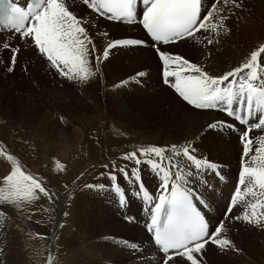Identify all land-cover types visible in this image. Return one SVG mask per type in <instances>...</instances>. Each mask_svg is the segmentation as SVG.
<instances>
[{"label": "snow or ice", "instance_id": "1", "mask_svg": "<svg viewBox=\"0 0 264 264\" xmlns=\"http://www.w3.org/2000/svg\"><path fill=\"white\" fill-rule=\"evenodd\" d=\"M79 3L90 10L88 15L78 14L66 0H25L23 5L20 0H0V26L29 45L50 70L81 92L102 75V64L114 51L147 48L158 61L159 83L174 94L185 113L195 110L223 115L204 121L191 136L180 137L171 145L125 151L120 157L124 164L115 159L100 164L98 177L103 182L84 183L81 187L79 181L86 172H80L71 189L65 186L68 206L75 199L77 188L80 192L108 194L124 210L140 201L149 247L126 238L113 241L134 264H208L209 248L221 255H242L243 250L231 236L232 229L242 223L264 233V134L255 137L254 152L250 135L253 129L264 133V42L222 72L211 70L208 46L220 43L222 36L230 34L227 21L237 10H244L245 0H223V4L219 0ZM75 4L76 0H72ZM96 17L138 27L144 35L115 37L107 29L101 30ZM189 42L193 47L203 45L208 51L203 62H194L184 53L173 51ZM2 43L10 52L6 67L12 73L21 49L12 42ZM146 75L136 71L114 87L133 82L140 85ZM225 133L230 138L236 133L242 145L238 177L227 196L219 188V183L227 179L223 173L226 165L214 162L200 151L203 141L216 137L222 141ZM0 162L5 166V174L0 177V232H5L13 221L23 230L31 219L27 211L41 198H47L49 203L44 210L48 211L57 194L43 178L25 168L4 140H0ZM54 171L64 173L66 165L54 161ZM146 174H151L155 182L151 190L145 183ZM218 197L225 200L223 208ZM237 206L243 208L239 214ZM63 215L67 217L69 212L64 211ZM123 220L140 222L136 215L128 214ZM52 223H56L55 219ZM41 264L58 261L49 251Z\"/></svg>", "mask_w": 264, "mask_h": 264}, {"label": "rangeland", "instance_id": "2", "mask_svg": "<svg viewBox=\"0 0 264 264\" xmlns=\"http://www.w3.org/2000/svg\"><path fill=\"white\" fill-rule=\"evenodd\" d=\"M219 2L223 4V0ZM227 23L231 29L230 34L222 36L220 43L208 46L212 71L221 70L222 67L225 71L226 68L234 67L238 59L240 60L241 53L246 56L251 49L258 46L260 37L263 42L264 0H245L244 10H237ZM5 34L10 36V33ZM110 34L115 37L142 36L134 31L129 34ZM2 42L7 41L0 37V61H3L0 63V140H4L20 157L28 171L43 178L57 195L53 196V207L48 211L44 210L49 203L47 198L39 199L27 211L26 215L31 217L27 221L28 227L21 230L13 221L5 232H0V249H3L0 252V264H41L49 251L58 264H134L128 253L120 251L113 241L129 239L128 233L132 229L138 228L144 232L143 222L126 223L123 220L125 214H132L130 207L137 210L139 206L133 202L128 209H120L108 194L96 191L80 192L77 188V195L69 207L64 197L65 186L71 189L72 181L82 171L86 175L79 181L81 187L84 183L103 182L98 177L100 164L112 159L124 164L120 157L125 151L141 146L171 145L184 134L191 136L202 123L193 128L180 129L182 124L174 122L165 114L169 101L155 96L160 92L156 88L160 84V69L157 70L159 64L153 53L150 55L142 50L128 49L114 51L109 60L102 64V75L94 79L86 91L81 92L75 85L70 86L68 81L62 80L54 70H50L48 64L35 55L31 47L23 41L20 43L22 45L18 44L21 51L15 70L9 73L6 64L10 52L3 48ZM179 46V51L184 53L185 46ZM198 46L201 49L197 54L188 51L187 58L194 62H203L208 51L202 50L203 45ZM136 71H146L152 80L147 84L142 82L137 85L133 82L121 88L114 87L117 81L134 75ZM80 103L88 105L86 111L87 108L92 109L91 113L88 111L91 117L84 118L85 110L79 113L77 107L81 108ZM70 113L72 121L67 123L63 115ZM222 135V141L219 137L210 138L209 144L213 146H207L208 150L201 153L214 162L226 165V180L232 183V174L240 162L238 157L242 147L232 158L228 152L229 147L235 145L238 136L233 135L230 138ZM218 140L221 144L217 143ZM204 150L206 148L201 151ZM212 151L217 153L213 154ZM54 161L65 164L66 171L56 174ZM4 174L5 166L0 162V177ZM144 179L147 187L152 189L155 182L151 174H146ZM226 187L227 183L220 188L225 196L228 193ZM219 200L223 208L225 200L223 197H219ZM242 210V207L237 206L236 214ZM64 211L69 212L67 217L63 215ZM53 219L55 224L52 223ZM61 223L63 227L60 226ZM237 228L252 238L259 261L257 264H264V233L246 228L242 223H238ZM144 234L143 247L147 248V233ZM41 236L46 239H41ZM226 257L227 255H221L212 248L206 254L208 264H222Z\"/></svg>", "mask_w": 264, "mask_h": 264}, {"label": "bare ground", "instance_id": "3", "mask_svg": "<svg viewBox=\"0 0 264 264\" xmlns=\"http://www.w3.org/2000/svg\"><path fill=\"white\" fill-rule=\"evenodd\" d=\"M66 2L67 3H69L70 5H71V7L72 8H74L75 9V11H78V12H80V13H87V15L89 14V11L90 10H86L83 6H81L80 5V3H79V0H76V4L75 5H72V0H66ZM141 8H142V5L140 6ZM256 15H258V14H256ZM232 16V15H231ZM239 17V16H238ZM96 19L97 20H99V25L101 24V26L100 27H102V29L104 30V29H107L110 33H114V32H125L126 34H129L130 33V31H134L137 35H142L141 37H143V32L142 33H140L139 32V29H138V27L135 29L133 26H129V25H125V24H116V23H112V22H109V21H106V20H104L103 18H99V17H96ZM245 23V22H244ZM259 23V22H258ZM237 29V28H236ZM263 29V28H262ZM3 32V33H2ZM254 32V31H253ZM6 32L5 31H1L0 32V37L1 38H4V40H6L7 42H12L13 44H19V45H22V44H20L21 43V41L22 40H20L18 37H15L14 38V36H15V34L14 33H10L9 31L7 32V33H10L9 35L10 36H8V34H5ZM255 36V35H254ZM253 37V36H252ZM255 38V37H254ZM262 37H260V39H261ZM14 39V40H13ZM259 39V41L261 42V40ZM17 40V41H16ZM257 40V39H256ZM255 41V40H254ZM259 42V43H260ZM263 42H264V40H263ZM256 43H257V41H256ZM247 44V43H246ZM252 44V43H251ZM255 44V43H254ZM229 45V44H228ZM244 45H245V43H244ZM14 46V45H13ZM183 46H185L184 48H183V52H184V54L186 55V57H187V55L189 54V53H196V52H198L199 51V49H201V47H199V46H196V47H193L192 46V43L191 42H189L187 45H183ZM246 46H248V45H246ZM180 46L178 45V46H176V47H174L173 48V51H178V52H180L179 51V48ZM203 47V46H202ZM245 47V46H244ZM257 47V46H256ZM248 48H250V46L249 47H247V49ZM202 50H204V48L202 49ZM241 50V49H240ZM243 50H246V49H242V51ZM252 50V49H251ZM142 51H145V54L146 53H148V54H150V55H152V52L149 50V49H143ZM141 51V52H142ZM188 51H189V53H188ZM194 51V52H193ZM239 51V50H238ZM248 51V50H247ZM250 51V50H249ZM241 52V51H240ZM240 52H239V54H240ZM246 53V52H245ZM139 54V53H138ZM141 54V53H140ZM197 54V53H196ZM238 54V53H237ZM247 54V53H246ZM142 55V54H141ZM200 55H202V54H200ZM241 57H240V60L238 59V61H237V64L244 58V56H245V54H242L241 53ZM147 56V55H146ZM154 56V55H153ZM199 56V55H198ZM239 56V55H238ZM137 59V58H136ZM116 60V59H115ZM146 61V60H145ZM222 61V60H221ZM148 62V61H147ZM150 62V61H149ZM157 62V61H156ZM153 63H155V62H153ZM235 63V62H234ZM230 64V63H229ZM146 65H148V64H146ZM224 65V64H223ZM153 66H154V64H153ZM228 66V65H227ZM231 67V66H230ZM221 68V67H220ZM160 69V67L157 69V70H159ZM227 70H228V68H226ZM211 70H212V68H211ZM216 72H222L223 71V67H222V69L221 70H215ZM144 72H146V71H144ZM152 79H151V76H150V74H147L143 79H142V82L145 84H147V82H150ZM159 80V79H158ZM118 82V81H117ZM115 83H116V81H115ZM155 83V82H154ZM150 85V84H149ZM156 86V85H155ZM133 88V87H132ZM157 89H160V92L159 93H157V94H155V96L156 97H164V99H165V101H169L168 102V104L169 105H167V107H169L168 109H167V111H166V113L165 114H167V115H169L171 118H172V120L174 121V122H177V123H180V124H182L181 126H180V129H182V128H187V129H189V128H193V127H195V126H197L199 123H203L204 121H206V120H210V119H212L213 117H215V118H219V117H221L223 114L222 113H217V112H205V113H197L195 110L191 113V114H187V113H185V111H184V109L177 103V100H176V98L174 97V94H172L171 92H170V90H168V89H166V88H164L161 84H159V85H157V87H156ZM134 89V88H133ZM138 89H140V88H138ZM121 92V91H120ZM123 92V91H122ZM78 104V103H77ZM86 104H83V103H80L79 104V106H81V108H78L77 107V110L79 111V113H82L85 109H86V107H88V105H86ZM92 108V107H91ZM96 108V107H95ZM88 109V111H89V113H91V110H89V108H87ZM88 111H86L85 110V115H84V118H89V117H91L90 115L91 114H89L88 113ZM78 113V112H77ZM72 113H70V114H66V115H63V116H65V117H63L64 118V120L68 123V122H70V121H72L71 120V118H72V115H71ZM78 116V115H77ZM82 117V116H81ZM154 117V116H153ZM78 119V118H77ZM157 120V119H156ZM170 120V119H169ZM158 121H160L159 119H158ZM165 122V121H164ZM165 125V124H164ZM174 128V127H173ZM147 131H149L147 128H145ZM150 129V128H149ZM170 129V128H169ZM174 129H176V128H174ZM152 131V130H151ZM161 131V130H160ZM80 132V131H79ZM169 132H170V130H169ZM156 133V132H155ZM154 133V134H155ZM150 134V133H149ZM161 134V133H160ZM164 134V133H163ZM165 134H166V132H165ZM262 134H264V133H261L259 130H256V129H253L252 130V132L250 133V135H262ZM173 135V134H172ZM224 135H227L226 133L224 134ZM233 135H237L236 133H233L232 134V136L231 137H233ZM156 136V135H155ZM179 136V135H178ZM184 136H186L185 134H184ZM228 136V135H227ZM181 137H183V135L181 136ZM229 137V136H228ZM255 137L256 136H253V141H254V143H253V152H254V149H255V146H257V142H256V140H255ZM179 138V137H178ZM171 141H174V140H171ZM169 143V142H168ZM210 142H209V139L208 140H205V141H203L202 142V147H201V150L202 149H204V148H206V150H204V151H201V152H205V151H207L208 150V147L207 146H213V145H211V144H209ZM217 143L218 144H221V141H217ZM217 143H215V144H217ZM155 144V143H154ZM217 144V145H218ZM225 146V145H224ZM240 147H242V145H241V143H240V141H239V139H238V137L236 138V142H235V145H233V146H230L229 147V149H230V151H228L229 153H230V155H232L231 157L233 158V154H235L238 150H239V148ZM215 148V147H214ZM213 148V149H214ZM225 148H228V147H226L225 146ZM224 148V149H225ZM223 150V149H222ZM226 151V150H225ZM224 152V151H223ZM222 152V153H223ZM212 153L213 154H215V153H217L216 151H212ZM219 154H220V152H219ZM225 154H227V153H225ZM211 156V155H210ZM42 157V156H41ZM238 158H240V157H238ZM213 159V158H212ZM240 163V162H239ZM236 165V164H235ZM237 167L235 168V170H234V173L232 174V183H230V182H228L227 180L224 182V183H219V188H221V187H223L226 183H227V187L225 188L226 190H227V195L228 194H230V192L233 190V188H234V183H235V180H236V178L238 177V172H239V164L238 165H236ZM226 170H224L223 169V173L226 175ZM226 178H227V176H226ZM212 182H216V181H212ZM146 183V182H145ZM151 184V183H150ZM154 187H152V189H153ZM151 190V189H150ZM226 195V196H227ZM250 198V197H249ZM218 199H219V197H218ZM219 204H220V200H219ZM135 205H137V206H139V209H134V208H131L130 207V209H131V212H132V214H130V215H136L138 218H139V220H140V222L139 223H141V222H143V212L141 211V202L140 201H135ZM136 208V207H135ZM239 209V208H238ZM96 212V211H95ZM97 213V212H96ZM99 213V212H98ZM101 214V213H100ZM111 216V215H110ZM103 217V216H102ZM108 217V216H107ZM64 220V219H63ZM117 220V219H116ZM101 221V220H100ZM106 223H108V222H106ZM100 224H101V222H100ZM109 224V223H108ZM131 225V224H130ZM99 227V226H98ZM105 227V226H104ZM108 227V226H107ZM116 227V226H115ZM140 227V226H139ZM97 228V227H96ZM106 228V227H105ZM129 228V227H128ZM141 228V227H140ZM117 229V228H116ZM99 230H101V229H99ZM122 230V229H121ZM124 230V229H123ZM129 230V229H128ZM127 230V231H128ZM72 231V230H71ZM97 230H95V232H96ZM92 232V231H91ZM116 232V231H115ZM120 232V231H119ZM125 232V231H124ZM233 232H234V234H233ZM145 231L143 232V231H140V229L138 230V228L137 229H132V230H130V232L128 233V235H130L129 236V239L128 240H130V241H136V242H143V240H142V238H143V236H145ZM235 233H237L236 235H235ZM107 234V233H106ZM123 234V233H122ZM262 235V234H261ZM264 235V234H263ZM231 236H232V238H233V240L235 241V243L237 244V246L238 247H240L242 250H243V254L242 255H237V254H234V253H229V254H227V257H226V259H225V262H223L222 264H257V262H259L258 261V258H257V256H256V251L254 250V248H253V241H252V238L250 237V236H248V235H245V233H242L241 231H239V229L236 227V228H233L232 229V232H231ZM253 236V235H252ZM259 236V235H258ZM257 236V237H258ZM118 237V236H117ZM259 239V238H258ZM257 239V240H258ZM262 239H263V237H262ZM261 242H262V240H261ZM94 246V245H93ZM255 246V245H254ZM262 246V245H261ZM260 246V247H261ZM96 248V247H95ZM97 249V248H96ZM86 250V249H85ZM262 250V249H261ZM85 253V252H84ZM87 253V252H86ZM114 253V252H113ZM262 253V252H261ZM212 254V253H211ZM13 255V254H12ZM105 255H106V253H105ZM261 256H262V254H261ZM260 257V256H259ZM8 258H10V257H8ZM151 258V257H150ZM89 259V258H88ZM263 260H264V258H263ZM80 261H82V260H80Z\"/></svg>", "mask_w": 264, "mask_h": 264}]
</instances>
